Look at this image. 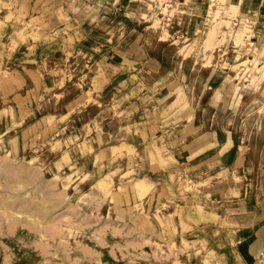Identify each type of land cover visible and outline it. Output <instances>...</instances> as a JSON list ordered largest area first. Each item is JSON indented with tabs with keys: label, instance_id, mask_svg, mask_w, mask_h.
Returning <instances> with one entry per match:
<instances>
[{
	"label": "rangeland",
	"instance_id": "374dc122",
	"mask_svg": "<svg viewBox=\"0 0 264 264\" xmlns=\"http://www.w3.org/2000/svg\"><path fill=\"white\" fill-rule=\"evenodd\" d=\"M34 2L0 43L41 78L0 90V264H264V0Z\"/></svg>",
	"mask_w": 264,
	"mask_h": 264
},
{
	"label": "crops",
	"instance_id": "0c3cea01",
	"mask_svg": "<svg viewBox=\"0 0 264 264\" xmlns=\"http://www.w3.org/2000/svg\"><path fill=\"white\" fill-rule=\"evenodd\" d=\"M34 1L35 0H12V2H10V0H2V3L0 2V43L6 45V47L11 48V46H13L15 48L22 42L21 40H18L16 36H13L14 38L11 40L8 39L6 43L3 39L5 36L7 37L8 28L10 26H14L17 20L26 17L27 14H30L31 12L34 13L32 16L34 22L40 23L42 20H44L43 13L44 10H46V7L37 4ZM51 19L52 22L50 24L57 22V18L54 20L52 14ZM5 50L6 48L0 51V56L5 55ZM3 63L4 62H2V64L0 63V90H2L4 94L8 95V97L16 93L18 89L23 88V86L27 83V79L30 83L36 82V76L39 80L41 79L34 70L24 72V74L16 70L14 72L5 71ZM2 72L7 73L5 74ZM30 74L34 76H31ZM194 145L196 146L197 150L199 148L202 149V153H205L216 146L214 143V138L208 135H202L200 138L196 139ZM229 151L230 146H228V148L223 151L222 155H225ZM248 237H250V239H247ZM248 237L245 238V240H247L246 250L249 254L256 255L259 253V251L264 249V224L256 229L252 236L249 235Z\"/></svg>",
	"mask_w": 264,
	"mask_h": 264
}]
</instances>
